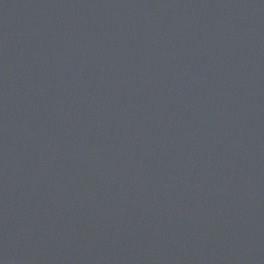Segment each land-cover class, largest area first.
I'll list each match as a JSON object with an SVG mask.
<instances>
[{
	"label": "water",
	"instance_id": "1",
	"mask_svg": "<svg viewBox=\"0 0 264 264\" xmlns=\"http://www.w3.org/2000/svg\"><path fill=\"white\" fill-rule=\"evenodd\" d=\"M0 264H264V0H0Z\"/></svg>",
	"mask_w": 264,
	"mask_h": 264
}]
</instances>
